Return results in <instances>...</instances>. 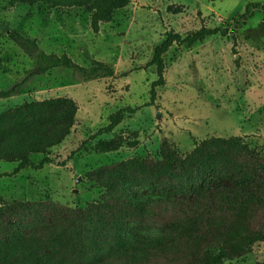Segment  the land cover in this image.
Returning <instances> with one entry per match:
<instances>
[{"label": "rangeland", "instance_id": "obj_1", "mask_svg": "<svg viewBox=\"0 0 264 264\" xmlns=\"http://www.w3.org/2000/svg\"><path fill=\"white\" fill-rule=\"evenodd\" d=\"M249 2L264 0H129L98 32L90 27L88 5H54L37 0L31 5L0 0V94L27 70L32 60L8 37L11 31L34 39L49 53H66L79 65L89 59L105 62L113 75L81 80L64 68L36 73L15 95H0V114L21 111L19 129L30 126L26 105L48 98L66 97L76 108L66 123L68 134L31 155L35 162L50 158L41 169L26 168L0 177V200H51L69 207L97 203L106 189L116 185L137 202L151 192L145 176L136 169L139 159L157 157L166 138L180 153L218 138L239 137L248 146L264 150V10L241 27L233 28ZM201 26L226 28L225 34L207 37L187 47L172 45L163 56L164 84L149 104L156 70L149 65L154 47L166 32L184 34ZM233 32V33H232ZM232 34L236 36L233 47ZM140 106L110 134L99 138L119 141L111 153L94 150L91 134L107 124L108 116L121 107ZM35 125L56 130V123ZM14 162H0V174H9ZM107 176L116 182L102 185ZM161 188L155 187L156 192ZM182 228L161 231L132 224L122 232L121 247L143 255L139 244L156 246L181 234ZM225 264H264V242Z\"/></svg>", "mask_w": 264, "mask_h": 264}, {"label": "trees", "instance_id": "obj_2", "mask_svg": "<svg viewBox=\"0 0 264 264\" xmlns=\"http://www.w3.org/2000/svg\"><path fill=\"white\" fill-rule=\"evenodd\" d=\"M37 0H9L11 5H31ZM54 5H86L90 0H43ZM129 0H95L87 9L90 27L98 32L101 23L125 7ZM263 9L260 2H249L243 12L232 18L239 28ZM228 30L220 26H201L184 34L169 31L154 47L149 65L156 70L151 83L149 104L156 99L157 88L164 84L163 56L172 45L190 47L194 43ZM233 33V32H232ZM9 39L24 52L34 68L13 82L2 97L13 96L29 83L36 73L52 69L73 71L81 80L113 75L105 62L89 59L79 65L66 53L45 52L34 39L17 31ZM233 47L237 40L232 34ZM140 106L121 107L108 116L107 124L88 139H96L94 150L111 153L119 141L99 138L110 134ZM31 117L30 126L19 129L21 111L0 114V162H14L10 176L22 169H41L51 160L43 156L35 162L31 155L68 134L66 123L76 112L66 98H48L30 102L25 107ZM46 121L55 122L56 130L35 128ZM48 122V123H50ZM145 176L146 187L154 194L137 202L134 196L116 185L106 189L97 203L85 207H69L51 200H0V264H225L248 254L252 246L264 242V150L248 146L239 137L218 138L180 153L166 138L157 157H145L136 163ZM116 182L107 176L102 185ZM155 187L161 188L156 192ZM132 224L149 225L161 231L182 228L183 232L166 243L139 244L143 255L137 257L121 247V233Z\"/></svg>", "mask_w": 264, "mask_h": 264}]
</instances>
